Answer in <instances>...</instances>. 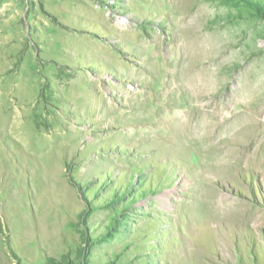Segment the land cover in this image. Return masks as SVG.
I'll list each match as a JSON object with an SVG mask.
<instances>
[{
	"label": "rangeland",
	"instance_id": "obj_1",
	"mask_svg": "<svg viewBox=\"0 0 264 264\" xmlns=\"http://www.w3.org/2000/svg\"><path fill=\"white\" fill-rule=\"evenodd\" d=\"M0 52V264H264V169L159 125L190 104L180 56L222 79L196 105L239 116L264 0H0Z\"/></svg>",
	"mask_w": 264,
	"mask_h": 264
},
{
	"label": "bare ground",
	"instance_id": "obj_2",
	"mask_svg": "<svg viewBox=\"0 0 264 264\" xmlns=\"http://www.w3.org/2000/svg\"><path fill=\"white\" fill-rule=\"evenodd\" d=\"M119 23L123 24L122 21ZM155 42L154 45L159 44L158 40H155ZM8 44L9 40L3 41L1 45L5 49ZM154 45L153 51L156 53V47L158 48L159 45ZM154 52L144 59L146 66L158 65V58ZM158 62L160 64V61ZM176 62H182L184 67L181 66L179 75L170 77L169 83L180 82V85L172 89V94H178L180 97L187 96L186 101L190 104L185 112H181L178 105L173 106L170 104V98L167 100V110L163 114L169 119L167 122L164 121L166 124H159L167 127L165 137L170 138L173 142L177 139L178 131H180L179 138L184 140V146L188 150L211 155L213 162H211L212 164H206V168L217 170L222 160L228 157L226 162L230 168L235 166L243 168L242 164L249 163L252 164L253 168L264 169V120L258 112L250 111V105L264 97V70L258 71L255 78L249 80L236 94L232 95V98H234L233 103L239 98L247 100L244 101L239 116L230 122L233 116L220 119L223 109L216 107L215 111H211L210 108L206 111L196 105V101L201 97L202 88L212 83L220 85L222 79L217 78L211 71L206 72L204 69L196 67V64H187L183 56H180L178 60L166 63L165 70L168 72L174 70L173 64L176 65ZM254 81L259 87L257 92L250 89ZM154 106L156 108L153 115L155 117L161 116L162 113L158 112L161 106L160 101H157ZM149 126H153V123ZM223 132L226 136L221 139L220 136ZM238 137H241V139ZM223 142H226L228 148L224 149L222 147ZM204 145L206 146L205 149Z\"/></svg>",
	"mask_w": 264,
	"mask_h": 264
}]
</instances>
